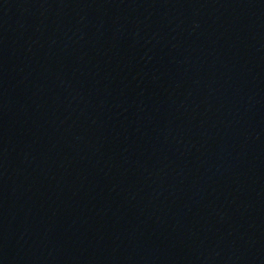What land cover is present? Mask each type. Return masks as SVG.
<instances>
[{
	"label": "water",
	"instance_id": "water-1",
	"mask_svg": "<svg viewBox=\"0 0 264 264\" xmlns=\"http://www.w3.org/2000/svg\"><path fill=\"white\" fill-rule=\"evenodd\" d=\"M0 264H264V0H0Z\"/></svg>",
	"mask_w": 264,
	"mask_h": 264
}]
</instances>
